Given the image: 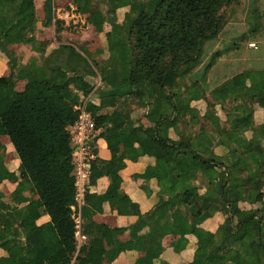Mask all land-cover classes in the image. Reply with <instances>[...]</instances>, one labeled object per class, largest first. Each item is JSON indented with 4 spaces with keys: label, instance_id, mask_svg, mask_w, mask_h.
I'll use <instances>...</instances> for the list:
<instances>
[{
    "label": "trees",
    "instance_id": "obj_1",
    "mask_svg": "<svg viewBox=\"0 0 264 264\" xmlns=\"http://www.w3.org/2000/svg\"><path fill=\"white\" fill-rule=\"evenodd\" d=\"M75 1L79 8L89 9L98 25H110L105 32L107 57L101 59L104 50L92 52L86 43H59L26 63L19 62L8 42L17 39L23 28H37V5L35 0H0V54L10 68L9 76H0V131L9 137L15 158L20 161L12 195L22 192L27 199L14 207L0 191V249L7 252L0 256V264H71L79 231L72 209L78 204L72 127L79 119L81 105L92 115L98 133L91 143L92 152L98 154L97 141L104 139L111 154L102 166L97 163L101 162L99 158L92 160L91 183L103 176L110 183L102 194L86 192L80 230L89 235V243L106 264H112L121 252L132 250L135 245L145 253L143 264H154L164 252L163 238L174 226L179 230L173 247L176 253L186 249L188 235L195 236L194 264H264V210L252 207L264 198V172L260 171L264 162V121L255 127V135L249 140L240 139L243 133L239 134L237 127L252 112L226 125L232 130L226 127L225 132V127H220L217 145L228 148L223 156L215 153V144L209 146L206 136L191 137V125L200 114L191 108V115H187L183 109V104L204 98L213 111L231 93L238 95L243 88L247 90L243 86L249 79L247 94L261 90L257 103L264 110V69L236 74L211 90V97L207 96V73L231 52L230 47L224 51L228 37L239 40L229 44H237L233 49H242L244 41L248 43L259 35L257 25L241 37L235 30L227 29L228 13L242 0ZM101 4L107 6L105 12ZM54 5L55 0H44V27L53 25ZM121 8L127 10L119 22ZM221 35L228 39L221 40ZM209 41V45L220 41L222 48L213 52L212 45V56L207 62L209 55L205 50ZM89 77L99 78L106 90L95 94ZM186 78L192 79L186 85L189 97L183 98L179 91L167 93L178 122L174 126L177 137L172 138L167 124L173 117L160 113L153 105L154 91L164 89L166 83H183ZM19 82L24 83L22 90L18 89ZM107 96L114 97L116 106L103 111L100 100ZM128 98L137 99V110L126 109ZM142 107H148L155 123L151 133L143 124L135 123V112ZM184 117L188 119L183 120L184 125L190 124L187 132L181 127ZM214 119L220 122L219 116ZM208 133L213 132L206 130L204 134ZM131 135L138 137L137 146L130 140ZM123 144L130 145L134 161L146 155L155 159L143 177L149 178L152 172L155 178L167 177L172 182L168 191L162 190L160 201L150 211L157 220L164 218L163 222H145L140 218V205L129 195H121L119 172L126 167ZM5 178L0 172V180ZM203 185L205 191L201 192ZM228 190L235 193L237 202L225 199ZM114 201L121 202L125 215L139 216L132 224L138 240L108 250L102 238L104 227L93 217L103 212L105 203ZM240 203L247 206L240 208ZM4 213L11 220V227H4ZM216 213L224 218L217 231L203 228L202 223ZM44 215L50 216L61 240L51 248L39 224ZM222 230L227 233L221 234ZM232 250L239 254L235 261L229 256ZM161 264L171 263L162 260Z\"/></svg>",
    "mask_w": 264,
    "mask_h": 264
},
{
    "label": "crops",
    "instance_id": "obj_2",
    "mask_svg": "<svg viewBox=\"0 0 264 264\" xmlns=\"http://www.w3.org/2000/svg\"><path fill=\"white\" fill-rule=\"evenodd\" d=\"M67 1H71V0H55L56 7L54 5V10L56 11V15H58V17L60 16V10H61L60 4L62 2H67ZM249 1H250L249 4L247 2L248 4L247 7H249V9L246 8L247 9V12L245 13L246 23L244 25V28H248V31H249L250 27L257 25L258 30L264 31V0H249ZM35 2L37 5V11H38L39 4L42 6V11H43L44 0H35ZM71 6L75 8L73 4H71ZM85 8L86 7H83V9ZM54 21H55V18H54ZM54 21L53 23H55ZM52 26H55V25H52ZM229 26L231 27L228 29ZM229 26L227 27L228 30L234 31L237 29L241 31V29H243V27H240L239 25L238 27L236 25H229ZM51 28H52L51 26L44 27L43 20L42 18H40L36 29L31 28V27L23 28L19 31L17 39H15L14 41L8 42L9 47L11 44H14V46H11V47L15 51L19 62L26 63L29 60V59L21 60L20 52H18L20 50L18 46L19 47L25 46L24 39L26 37V34L31 32V38L33 39L31 40L30 43L33 46V48L37 46V49L36 48L35 49L37 50L36 51L37 54L40 55L41 53L46 51L42 47L41 43L44 40H46L45 34ZM263 43H258L257 41H254V40L249 41L246 47L244 48V51L245 52L254 51L255 46H252V44H255L258 47V44H263ZM53 47H55V42L54 43L51 42L49 44L48 49H51ZM248 58H249L248 55H246V57L244 56L243 63L240 62V60H238L239 65L236 66L238 70L231 71L230 74H228L225 70L221 74L217 72L216 78L214 79V81H211L210 80L211 78H209L211 74L210 71H212L213 68L216 65H218V64H215L207 73V86L209 89V92L207 93L208 98L210 97L211 90H213L217 86L222 85L223 83L225 84L227 80L232 79L236 74H240L242 72H249L252 70L259 71V70L264 69V65L258 66V67L240 69L242 64L249 62ZM224 59H228V57ZM251 59H252L251 62L264 63V56H251ZM9 75H10V68L8 66L7 59L5 58V56L0 54V76H9ZM213 82H215L214 85H213ZM171 83H175V82H171ZM23 85H24L23 82H19L18 89L22 90ZM250 86H251V81L247 79L245 85L243 86V87H247V90L244 91V88H243L242 89L243 91H241V93H239L238 95H232L231 93V95L224 101V103H217L213 111L212 110L210 111L208 109L207 107L208 103L204 98L200 100L192 101L190 103V107L192 109L195 108L197 113L200 114V116L196 123H192V126L193 127L195 126L196 130H192L193 132V133L191 132L192 135L191 134L189 135H191V137H197V138L200 136H206V140L209 146L211 145V143H213V145L215 144L213 147H214V151L216 154L223 155V156L226 155L228 152V148L225 146L223 147L221 145H217L219 136L218 134L215 133L214 130H211L213 128H216V126L221 127L222 124L224 125L225 123V119L216 113V110L218 109V107L222 106V109L223 107L226 108L229 114H231V112H233L234 110L238 109L239 112L235 114V117L233 118V120L238 118V116H242L244 113L246 117L247 115H250L252 112L253 115L249 116L247 120L241 121L237 127L239 134L243 133L240 139H247V140L251 139L255 135V132H254L255 127L260 126V124L264 121V110L257 103L259 98L262 95V91L260 90L257 93H254L253 95H249L247 93L249 92L248 87ZM156 90L161 91V93L163 91V89H156ZM156 90L154 91L155 99H156V96H158L157 100L159 102V99H160V104H155V101L153 104H155V107L160 113L171 115L173 110L171 106L169 105L170 103H168V101H165V98H163L164 100L163 102L162 95L161 94L158 95L156 93ZM255 97H258L256 99V102L254 99ZM233 99L237 100L235 101L234 105H233L234 103ZM114 102H115V99L112 96L103 97V99L100 101V107L103 111L111 110L114 106ZM186 106H189V105H186ZM183 109L185 111L184 107ZM213 115L219 116V119L221 118L222 122L220 121L217 123V121L214 119L216 116L213 117ZM204 120H206V122ZM231 122H228L227 124H230ZM199 124L205 126L202 128L203 130L199 129L201 128ZM143 125H145L146 129H148V132L146 131L147 133H151L154 131L155 125H152V123H145ZM175 125H176V121H172L167 124L168 127L170 126L169 132L172 138L177 137L175 129H174ZM228 127L229 126H227V128ZM149 129L152 131H149ZM206 130H209L213 133L204 134ZM97 134L98 133H96V136ZM6 138L9 139L8 136L2 134V132L0 131L1 149H3L1 140H4ZM130 140L134 143L135 146L138 145L139 139L137 136L131 135ZM10 144L12 147V150H10L12 151L10 152L12 155V159L14 163H17V164H14L16 166L14 171L10 170L7 167L6 160H5L7 150L0 152V172L6 176L4 180H0V191L3 192L4 194V200L6 201V197L9 198L10 199L9 201L12 204V206L16 207V206L21 205L27 199L22 192H19L16 195V197L12 195L13 192L16 190V186H17L16 169L18 168L20 161L15 158L13 145L11 142ZM97 149H98V154L95 155V159L99 158L101 162H97V163L99 166H102L105 164L106 161H108L111 158L108 145L104 139H99L97 141ZM122 150L126 153V158H125L126 167L119 172L120 176L122 177V186L120 189L121 195H129L134 202H137L140 205V209H141L140 218H142L145 222L147 223L163 222L164 218L157 220L155 216H152L150 214V211H152L157 206L158 202L160 201V198L162 197V190L168 191L172 185V182L167 177L157 179L154 177L152 172L149 173L150 175L149 178L143 177V174L146 172L147 168L149 166H154L155 159L151 156L146 155V156L140 157L137 161H134L132 159V154L130 151L131 147L129 144H123ZM260 171L264 172V162L260 164ZM6 182H11L12 188L8 189L7 187V190L4 189L2 185H6ZM82 182H83L82 186L84 188L83 203H82V206H83L85 203V194L87 191L90 193L102 194L107 190L110 180L107 176H103L99 178L95 184H92L90 181V175H89V177L87 179H84ZM204 191H205V185H203V187L201 188V192H204ZM224 197L227 201L237 202V197L235 193L231 190L226 191L224 193ZM82 206H81L80 230L82 228ZM244 206H247V204L240 203V208ZM252 207L255 209H259V210H264V198L263 200L254 203ZM103 209H104L103 212L96 213L93 218L98 224H101L104 227L102 230V238H103L104 246L106 249L110 250L117 244H122L128 241L138 240V235L133 229L132 224H134L137 221L139 216L125 215L121 211L120 201H114L112 203H105L103 206ZM223 220L224 218L222 214L216 213L213 217L206 219L202 223V227L207 230H211L215 232L217 231V229L219 228ZM3 223H4V227L12 226L11 220L7 217L5 213L3 215ZM39 224L41 225L42 231L45 235V239H46L48 247L50 248L54 247L61 242L60 237L56 233L53 223L51 222L50 216L44 215L39 220ZM225 233H227V230H222L221 234L225 235ZM76 238L78 240V246H77V251L72 259L71 264H106L105 258L102 255L98 254L96 249L89 243L88 234L86 233L84 234L80 231L77 234ZM178 239H179L178 226H174L171 230V233L167 234L163 238V246L165 248L164 252L159 258H156L154 260V264H161L162 260H167L171 264H194L192 262L193 260L192 258H193V249L196 243L195 236L188 235V239H189L188 245L186 249H184L180 253L174 252V249H173V247L177 244ZM6 255H7V252L3 249H0V256L4 257ZM229 256L234 261L239 258V254L235 250L230 251ZM144 257H145V253L139 250L138 246L135 245L134 249L121 252L119 256L113 261L112 264H143Z\"/></svg>",
    "mask_w": 264,
    "mask_h": 264
},
{
    "label": "rangeland",
    "instance_id": "obj_3",
    "mask_svg": "<svg viewBox=\"0 0 264 264\" xmlns=\"http://www.w3.org/2000/svg\"><path fill=\"white\" fill-rule=\"evenodd\" d=\"M74 1L75 0H73V1L71 0V1H67V2H62L60 4V8H61L60 16L58 17V15H56L55 21H54L55 23H53V25H55V26H51L52 28L45 34L46 40H44L41 43V45L46 51H44L41 54L49 52V50L54 48L53 47L51 49H48L49 44L51 42H53V43L55 42V46L59 43H72V44H78V43L84 44V43H86V44H88V48L92 52H97L100 49L104 50V53L101 54V56H99L101 59L107 57V52L105 50V48H106L105 32L110 29V25L108 23H106L104 25V27H101L100 25H98V23L96 22L95 16L92 15V13L89 11L88 8H85V9L79 8L77 6V3ZM247 2L249 4L250 1L249 0L248 1L242 0V3H240V5H236L235 9L232 12L229 11L230 13H228L229 19H228L227 23L229 25H236L237 27L239 25L240 27H243V29H241V31H239L237 29L235 30V33L238 34V36L248 32V28H244V25L246 23L245 22V17H246L245 13L247 12L246 8L249 9V7H247L248 6ZM71 4H73L75 8H73L71 6ZM38 6H39L38 7L39 19L42 18V20H43L44 11H42V6L40 4ZM100 6H101V10L103 12H105L107 9V6L105 4H101ZM55 7H56V5H55ZM126 10H127L126 8H121L118 10V21L119 22L123 21L124 14H125ZM230 27L231 26H229L228 29ZM258 33H259V35H255V36H257V38L254 41H257L258 43H263L264 37L262 35L264 34V31L260 30V31H258ZM228 38H226L224 35L220 36V39H228V40H226V42H224L225 43L224 51L227 52L228 51L227 48L230 47L231 52H229L222 59H220L217 62L218 65H216L213 68V70L210 71L211 74H210L209 78H211L210 79L211 81H214V79L216 78L217 72L221 74L225 70L228 74H230L231 71L238 70V68H236V66L239 65L238 60H240V62L243 63L244 56L246 57V55L249 56V58H248L249 62L242 64L240 69L258 67V66L264 65V63L251 62L252 61L251 56H264V43L258 44V47L256 46L254 51L245 52L244 47H246L247 41H244L245 46L244 47L242 46V49H233V48H236L237 44H232V45H229V44H231V42L235 43V41H239V40L237 38H235V36H229ZM32 39L33 38H31V32H29L26 34V37L24 39L25 46H20V47L18 46V48L20 49L18 52H20V59L21 60H28L32 57H38L39 56V54H37V52H36L37 46L35 47L36 48L35 49V48H33V46L30 43ZM210 42L211 41L207 42V46H206L205 51H208V52H205V53H207L209 56L207 57V59L205 61H207V60L210 61V59H211L212 52L209 50H210V47L212 45H214L211 49V50H213V52L216 49L222 48V46H221L222 43L220 41H217V42L215 41V43H211V45H209ZM11 46H14V44H11L10 47ZM226 57H228V59H224ZM89 80L92 82V84H94L93 86H94L95 94H99V93L106 90V88L101 85L99 78L89 77ZM191 80L192 79L186 78L183 83L182 82L179 84L177 82L167 83L164 85V89H163L162 93H161V91L156 90V93L158 95H160V94L162 95V101L163 102H164L163 98H165V101H168V103H170L169 105L171 106V108L173 110L171 115H170L171 117L175 116L174 105H173L172 100H170L168 98L167 93L173 92V91H179V92H183V98L189 97V93L186 91V85ZM214 84H215V82H213V85ZM157 98H158V96H156V99L153 100V103L155 101V104H160V99L158 102ZM257 98L258 97L254 98L255 102H256ZM102 99L103 98H101V100ZM233 101H234V103H233V105H234L235 101H237V100L233 99ZM155 104H153V105L155 106ZM186 105H189V106H186ZM115 106H116V103L114 102L113 107H115ZM137 107H138L137 99L136 98H128V100L126 101V109L132 111V110H137ZM183 107L185 108V112L187 113V115H191L190 104L185 103V104H183ZM147 111H148V107H142V108H140L139 111L135 112V119H136L135 123L136 124L137 123L138 124L152 123V125H155L154 121H152L151 116ZM238 112L239 111L234 110L233 112H231V114H232L231 117H228L229 113L227 112L226 108L223 107V109H222V106H219L218 109L216 110V113L225 119L224 125L222 124V126H221V127H225V132H227V129H226V127H227L226 125H228L227 123L231 122L233 120V118L235 117V114H237ZM226 115H227V117H226ZM209 118H207V119H209ZM174 119H175V117L172 118V121H176ZM183 120H188V119H187V117H184L181 120V125H182L181 127H183L184 131L187 132L190 129V124H189V127L184 125L185 123L183 122ZM204 121L206 122V120H204ZM220 121H221V118H220ZM176 123L178 124V122H176ZM199 126L201 128L205 127L201 124H199ZM187 127H188V129H186ZM191 127L194 130H196L195 126L193 127L191 125ZM169 128H170V126H169ZM228 129L232 130L233 128L229 126ZM145 130L148 132V129H146V127H145ZM220 130H221V128L219 126H216L215 133L219 134ZM149 131H152V130L149 129ZM94 139H93V141H94ZM1 144H2L3 149H1V147H0V150H1L0 152L7 150L6 156H5L6 165L10 170L14 171L16 168V166L14 164H17V163H14V161L12 159V155L10 153V152H12V151H10V150H12L10 140L8 138L1 140ZM77 154L80 158L81 155L79 153H77ZM2 187L7 190V187H8V189L12 188V183L6 182V185H2ZM6 200L9 201L10 199L6 197Z\"/></svg>",
    "mask_w": 264,
    "mask_h": 264
},
{
    "label": "built area",
    "instance_id": "obj_4",
    "mask_svg": "<svg viewBox=\"0 0 264 264\" xmlns=\"http://www.w3.org/2000/svg\"><path fill=\"white\" fill-rule=\"evenodd\" d=\"M255 46V44H252ZM80 110L79 119L72 127V145L74 147L73 157L76 164V178H77V205L72 206L74 211L73 218L77 223V228L80 230L81 227V206L83 203V192L82 181L87 179L91 172L92 160L95 159V154L92 152V141L96 135L95 122L92 115L86 111L84 105L78 107ZM81 156L79 158L78 154ZM78 231L77 233H79Z\"/></svg>",
    "mask_w": 264,
    "mask_h": 264
}]
</instances>
